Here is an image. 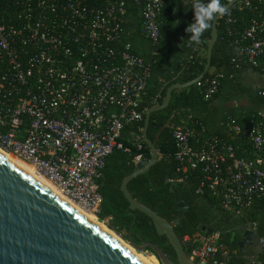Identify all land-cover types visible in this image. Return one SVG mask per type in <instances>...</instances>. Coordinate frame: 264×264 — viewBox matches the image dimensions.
<instances>
[{
  "label": "built area",
  "instance_id": "built-area-1",
  "mask_svg": "<svg viewBox=\"0 0 264 264\" xmlns=\"http://www.w3.org/2000/svg\"><path fill=\"white\" fill-rule=\"evenodd\" d=\"M129 1L140 6L143 35L157 45L164 0H0V149L33 166L96 219L103 202L98 181L115 150L129 151L121 141L125 127L144 119L140 99L153 63L121 41ZM236 4L231 8L252 6L251 0ZM259 14L235 40L231 73L212 70L197 83L205 86V101L221 80L258 67L264 57ZM192 118L186 114L169 125L177 182L195 179L199 194L235 218L249 213L264 202V103L246 129L228 121L226 138L206 135L204 128L199 135L189 127ZM142 160L139 155L134 163ZM221 236L212 231L185 238L192 245L189 259L231 264L236 251ZM260 245L264 264V235Z\"/></svg>",
  "mask_w": 264,
  "mask_h": 264
},
{
  "label": "trees",
  "instance_id": "trees-1",
  "mask_svg": "<svg viewBox=\"0 0 264 264\" xmlns=\"http://www.w3.org/2000/svg\"><path fill=\"white\" fill-rule=\"evenodd\" d=\"M191 2L192 0H164L159 16L161 38L157 45H153L143 35L140 6L129 1L121 41L123 44H131L133 52L144 60H153L151 76L145 94L140 99L143 111L159 104L171 85L188 83L199 77L203 71L213 21L210 28L200 37L199 43L190 41L191 34L186 33L185 28L193 20ZM220 3L225 5L228 0H220ZM251 3L250 8H230L222 16L211 60L213 71H223L227 75L231 73L232 60L235 57V40L251 18L258 19L260 11L264 12V3L260 4L259 0H251ZM228 18H236L238 22L230 23ZM201 50L204 55L200 54ZM245 72L264 75V57L259 61L257 68L244 67L233 79L221 80L217 93L210 101L204 100L205 86L199 87L195 84L174 91L169 107L151 114L148 138L153 141L172 116L170 125L186 114L193 116L189 127L195 129L199 135L204 128L206 135L226 138L228 137L226 124L230 120H236L246 129L248 121L257 114L264 103V99L261 98L263 96L259 95L260 92H264V86L245 82L242 78V73ZM209 77L208 73L202 82L204 83ZM143 127L144 119L140 123L127 125L121 141L129 151L115 150L106 160L101 179L98 181L103 198L98 220L101 222L107 220L108 228L126 241L132 240L136 245L150 242L165 252L171 260L177 262L176 254L167 238L157 235L154 227L149 225L150 219L145 214L129 209V204L120 189L124 178L136 170L134 159L139 155L144 160L150 158L149 148L142 138ZM171 135L172 130L168 126L162 131L156 143L159 152L157 163L148 172L128 184V190L133 198L168 223L172 224L179 219L174 231L183 240L200 233L197 228L200 223L208 225L212 231H220L222 242L232 251H237L238 247L231 241L229 235H226L231 228L239 224L254 225L260 236L264 235V202H258L252 211L235 218L224 212L209 195L199 194V183L195 179L183 183L177 182L178 164L174 159L175 148ZM204 136L205 134L202 135ZM231 140L235 143V139L231 138ZM139 145H142L141 149L138 148ZM167 180L170 182L167 183ZM181 200L184 202L181 203ZM185 206H188L187 212L181 211ZM191 248L192 245L186 247L187 253ZM147 251L160 263L153 251L149 249ZM231 264H242V262L234 256Z\"/></svg>",
  "mask_w": 264,
  "mask_h": 264
},
{
  "label": "water",
  "instance_id": "water-1",
  "mask_svg": "<svg viewBox=\"0 0 264 264\" xmlns=\"http://www.w3.org/2000/svg\"><path fill=\"white\" fill-rule=\"evenodd\" d=\"M239 1L228 0V3L223 5L225 12ZM222 16L223 14L217 15L212 22L211 36L206 50V63L199 77L188 83L171 85L162 101L145 111L142 138L149 148L150 158L136 164V170L125 177L121 183L120 189L129 204V209L139 211L150 219L149 225L154 227L157 235L167 238L176 254L177 262L171 260L165 252L150 242L136 245L130 240L129 245L139 252L148 249L153 251L161 264H194L185 250L190 242L179 238L174 231V226L179 224V219L172 224L168 223L134 199L128 190V184L136 177L148 172L157 163L159 152L156 143L173 118L172 116L151 141L147 135L151 114L167 109L174 91L201 82L209 73L213 49L218 39V25ZM180 202L183 203L184 200ZM187 210L188 206L181 209L183 212ZM242 228L246 230V234H250L248 228ZM211 232L208 230L205 234L209 235ZM0 264L140 263L104 233L0 156Z\"/></svg>",
  "mask_w": 264,
  "mask_h": 264
},
{
  "label": "bare ground",
  "instance_id": "bare-ground-1",
  "mask_svg": "<svg viewBox=\"0 0 264 264\" xmlns=\"http://www.w3.org/2000/svg\"><path fill=\"white\" fill-rule=\"evenodd\" d=\"M0 156L3 157L5 160H7L9 163L13 164L16 168H18L20 171L26 174L29 178H31L32 180L37 182L40 186H42L44 189H46L48 192H50L54 197L59 199L62 203H64L66 206H68L70 209H72L74 212H76L78 215H80L82 218H84L86 221H88L90 224H92L94 227H96L98 230L104 233L107 237H109L121 248H123L126 252H128L133 258H135L140 264H148L139 255L135 254L128 247L127 244L122 242L117 236H115L113 233L108 231L104 226H102V224L97 221L96 217L93 214L87 212L86 209H84L80 205L74 203L73 201L65 197L49 180L39 175L33 166L29 165L28 163H25L24 161L17 159L13 155L5 152L2 149H0ZM152 261H154V258H152Z\"/></svg>",
  "mask_w": 264,
  "mask_h": 264
},
{
  "label": "flooded vegetation",
  "instance_id": "flooded-vegetation-1",
  "mask_svg": "<svg viewBox=\"0 0 264 264\" xmlns=\"http://www.w3.org/2000/svg\"><path fill=\"white\" fill-rule=\"evenodd\" d=\"M242 227L248 228V230H250V234H246V230ZM197 228H199V231L202 234L211 230L208 225L202 223H200ZM251 232L252 231L249 226L241 224L226 232V235H229L231 241L237 244L238 250L235 253V257L240 260L242 264H260L261 262V236L258 232Z\"/></svg>",
  "mask_w": 264,
  "mask_h": 264
},
{
  "label": "clouds",
  "instance_id": "clouds-1",
  "mask_svg": "<svg viewBox=\"0 0 264 264\" xmlns=\"http://www.w3.org/2000/svg\"><path fill=\"white\" fill-rule=\"evenodd\" d=\"M191 10L193 20L185 28V32L191 34L189 40L195 43L200 42V37L210 28L214 18L225 13L220 0H192Z\"/></svg>",
  "mask_w": 264,
  "mask_h": 264
},
{
  "label": "rangeland",
  "instance_id": "rangeland-1",
  "mask_svg": "<svg viewBox=\"0 0 264 264\" xmlns=\"http://www.w3.org/2000/svg\"><path fill=\"white\" fill-rule=\"evenodd\" d=\"M249 83L252 84H257L260 86H264V75H258V74H253L251 77V80L249 81ZM88 212V211H87ZM97 221L99 223L102 224V226H104L108 231H110L111 233H113L115 236H117L122 242H124L125 244L128 245V247L137 255H139L145 262H147L148 264H160L159 261L148 251H144V252H139L136 249H134L133 247H131L129 245V242L126 241L125 239H123L120 235L116 234L114 231L110 230L108 228V221L105 220L103 222L99 221L97 219ZM199 234V233H197ZM152 258H154V261H152Z\"/></svg>",
  "mask_w": 264,
  "mask_h": 264
},
{
  "label": "crops",
  "instance_id": "crops-1",
  "mask_svg": "<svg viewBox=\"0 0 264 264\" xmlns=\"http://www.w3.org/2000/svg\"><path fill=\"white\" fill-rule=\"evenodd\" d=\"M200 54L204 55L203 50L200 51ZM210 71H212V69H210ZM252 75H253L252 73L245 72V73H242V78L244 79L245 82L249 83V81L251 80ZM252 85H257V84H252ZM258 86H260V85H258ZM238 105H239V103H238Z\"/></svg>",
  "mask_w": 264,
  "mask_h": 264
}]
</instances>
